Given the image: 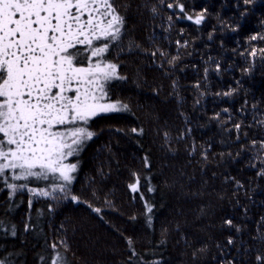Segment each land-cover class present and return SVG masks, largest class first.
Wrapping results in <instances>:
<instances>
[{"label":"trees","instance_id":"16d2710c","mask_svg":"<svg viewBox=\"0 0 264 264\" xmlns=\"http://www.w3.org/2000/svg\"><path fill=\"white\" fill-rule=\"evenodd\" d=\"M129 3V39L168 55L152 58L135 50L121 55L119 71L128 79L114 82L113 99L128 103L131 111L94 118L91 127L98 135L78 157L73 185L92 200L88 181L94 178L92 186L101 199L92 203L103 204L106 196L115 207L104 211V219L85 204L70 201L49 213L50 201L32 197L29 209V194L17 193L14 202L19 206L9 215L20 231L15 237L0 235V250L15 253L13 259L19 264H42L40 257L51 253V244L63 238L70 245L66 257L71 264H127L125 237H130L137 252H155L152 258L162 264H220L225 259L256 264L257 252L264 253V243L253 239L264 217V178L252 167L260 147L257 144L254 150L252 141L264 140V127L256 126V120L264 118V59L259 51L264 40L250 38L264 35V0L248 5L243 0H184L193 16L207 10L200 25L177 15L169 24L171 10L163 8L152 16L138 7L141 0ZM178 40L187 42V47L178 45ZM253 47L257 57L248 55ZM172 57L179 59L172 65L164 62ZM229 91L231 96L223 95ZM245 101L247 107L241 112ZM237 123L239 140L233 127ZM132 128H142L143 134L131 132ZM204 149H208L207 161L201 156ZM255 163L259 166L258 158ZM137 179L139 191L134 193L129 184ZM235 181L244 187L237 189ZM141 192L153 208L151 228ZM8 194L0 191V213ZM29 212L33 230L25 233ZM228 218L242 231L225 225ZM229 236L234 240L231 246ZM204 245L207 254L194 260L193 249Z\"/></svg>","mask_w":264,"mask_h":264},{"label":"snow or ice","instance_id":"6c2138e0","mask_svg":"<svg viewBox=\"0 0 264 264\" xmlns=\"http://www.w3.org/2000/svg\"><path fill=\"white\" fill-rule=\"evenodd\" d=\"M253 2L243 0L245 5ZM129 7V0H0V191L9 192L5 211L0 213V235L5 238L9 234L15 237L20 231L9 215L13 208L19 206L14 202L17 193L29 194V209L33 204L32 197L50 201L49 213H53L59 204L70 201L85 204L91 212L104 219V211L115 207L106 196L103 197V204L92 203V200L101 199L92 186L94 178L88 181L92 200L83 193H77L73 185L77 179L78 157L88 142L98 135L91 127L94 118L101 114L131 111L128 103L120 98L113 99L114 82L128 79L119 71L122 67L121 55L134 50L152 58L168 55L160 49L149 51L129 39ZM138 7L147 9L152 16L159 15L163 8L171 10L169 24L172 23V16L177 15V19L184 18L200 25L207 11L205 9L193 16L186 10L184 0H141ZM258 38L264 40V35H253L250 39L255 41ZM176 43L187 47V42L178 40ZM259 51L260 58L264 59V47ZM248 55L257 57L256 49L251 48ZM178 59L172 57L164 62L172 65V61ZM219 67L217 65V69ZM176 87L174 83V94ZM233 91L223 95L231 96ZM246 107L247 101L240 111L244 112ZM252 107L256 109L257 106ZM224 112L229 110L224 109ZM231 118L229 113L228 119ZM216 119L220 117L217 115ZM256 126L264 127V118L256 120ZM233 127L239 140L241 124ZM115 131L123 129L116 128ZM131 132L142 135L143 129L132 128ZM179 138L182 139L183 134ZM165 140H168L167 132ZM257 144L260 147L253 157L252 167L257 168L258 177L264 178V140H253L254 150ZM194 152L195 147L191 149V153ZM201 156L207 161L208 149H204ZM72 157L77 158L75 163L70 161ZM257 158L259 166L255 163ZM99 175L103 177L104 173L101 171ZM235 184L237 189L244 187L239 181ZM138 186L139 179L129 184L134 193L139 191ZM140 198L145 201V220L151 228L152 205L145 200L142 192ZM224 224L237 233L242 231L231 218L225 219ZM61 228H64L63 224ZM257 228L253 239L264 243V217L259 219ZM32 230L29 212L23 231L28 233ZM125 239L130 253L127 264H162L161 260L152 258L157 253L137 252L134 241L130 237ZM227 243L229 246L234 243L231 236ZM61 247L65 251H60ZM216 247L224 252L221 245ZM51 248V253L40 257L42 264H71L66 257L70 249L66 239L53 242ZM207 252V245L194 248L192 257L195 260L198 255H206ZM14 256L15 253L0 250V264H19ZM220 264L234 262L225 259ZM256 264H264V253L257 252Z\"/></svg>","mask_w":264,"mask_h":264},{"label":"rangeland","instance_id":"374dc122","mask_svg":"<svg viewBox=\"0 0 264 264\" xmlns=\"http://www.w3.org/2000/svg\"><path fill=\"white\" fill-rule=\"evenodd\" d=\"M187 20V19H186Z\"/></svg>","mask_w":264,"mask_h":264}]
</instances>
